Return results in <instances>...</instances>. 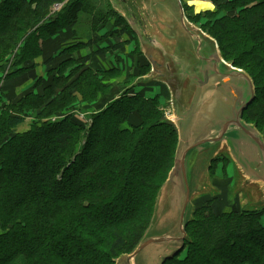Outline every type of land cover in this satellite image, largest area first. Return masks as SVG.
I'll return each mask as SVG.
<instances>
[{"label": "trees", "instance_id": "obj_1", "mask_svg": "<svg viewBox=\"0 0 264 264\" xmlns=\"http://www.w3.org/2000/svg\"><path fill=\"white\" fill-rule=\"evenodd\" d=\"M65 1L0 4V84L5 82L0 99L9 100L3 96L8 81L33 73L43 56L42 43L87 18L93 32L101 31L111 16L85 0L83 8L81 0H68L70 5L53 13L54 5ZM227 1L224 9L231 16L201 29L217 41L226 62L253 80L256 98L243 119L264 135V0ZM127 27L110 35L136 34ZM91 58H71L50 70L52 81H36L33 91L6 106L0 100V264H117L135 252L154 222L161 190L175 166L177 128L157 112L160 94L146 92L125 94L87 123L66 113L75 93L87 101L97 94L98 74H122L118 68L95 74L86 66ZM10 59L13 64L5 71ZM30 113L38 122L17 132ZM154 167L168 168L155 187L141 176ZM213 203L207 200L198 208L192 201L183 251L164 264H264V209L217 215ZM140 218L143 224L131 235L118 229Z\"/></svg>", "mask_w": 264, "mask_h": 264}, {"label": "water", "instance_id": "obj_2", "mask_svg": "<svg viewBox=\"0 0 264 264\" xmlns=\"http://www.w3.org/2000/svg\"><path fill=\"white\" fill-rule=\"evenodd\" d=\"M175 2L185 31L196 42L191 56L196 54L199 65L194 72L183 69L161 71V65L155 62L152 55L146 54L153 67L154 79L166 84L172 94L179 142L175 166L158 200L154 233L149 234L134 253L121 256L117 264L120 260L127 264H164L183 251L186 223L193 211L192 198L204 188L211 163L224 143H227L232 160L243 173V189L255 183L264 185V135L255 125L243 119L244 112L256 98L253 80L243 70L227 63L217 41L186 19L181 0ZM134 15L129 14V25L140 42L150 44L152 37L147 35L144 23ZM141 17L147 25L146 13ZM177 78H185L184 81L190 78L197 87V97L189 111L183 114L180 95L184 81H177ZM242 81L249 87L247 96ZM203 153L204 160L200 161ZM198 172L201 174L198 175ZM195 175L198 176L196 179ZM167 209L171 211L169 219L164 218ZM166 227H175V232L162 233ZM155 253L156 258L150 262V255Z\"/></svg>", "mask_w": 264, "mask_h": 264}, {"label": "rangeland", "instance_id": "obj_3", "mask_svg": "<svg viewBox=\"0 0 264 264\" xmlns=\"http://www.w3.org/2000/svg\"><path fill=\"white\" fill-rule=\"evenodd\" d=\"M81 1H82V4L79 6V8L81 7L83 8L84 6L83 4L84 0H81ZM127 1L128 3H126V8L128 10L132 9L134 11L135 16L137 18H141V13L138 8L139 6L142 7L144 3H140L141 0H127ZM146 2L148 3L146 6L148 8V6L151 5V2L150 1H146ZM182 2H183V6L185 9V13H186L185 15L188 17L190 22L194 23L195 24L194 26L199 29H201V27H210V25H213L214 22L220 20L221 18H224L226 16H231L230 12L224 9V7L229 4V1L227 0H182ZM67 3H68V0L65 1L66 6H63L61 9H65L68 5H70V4L67 5ZM85 3L88 4L87 0H85ZM101 6L97 8L95 7V9L98 12L103 13V14L111 13L110 14L111 16H109L107 23L104 25H101V27H103V30H107V34L105 36L109 35L110 37H115V36H111L110 32H112V30L114 31V29L116 28L118 29L127 28L128 29L127 25L129 23L126 22V18H129L130 16H124L121 12L114 10L113 9L114 7L113 8L112 6L110 7V5H109V8L108 7L106 8L108 9V11L104 12L102 10L104 7H101ZM60 10L56 12H59ZM152 14L150 15L151 17H152ZM83 18H85V16ZM154 25L156 27L155 31H159V33H163V28L158 23H154ZM100 32L101 31L98 30L99 35H100ZM126 35H127L126 37L129 39V43L131 44L130 47L131 48L134 47L135 49V50L133 49L134 50L133 55L130 56L128 71H125L124 68L126 66H123L121 64V66H117V68L123 71L122 74H117V75L98 74L96 77L98 78L100 85H99L97 94L94 93V94L89 95L90 100L87 101L83 98L80 92H79L80 94L77 95V98H76V93H75V95L72 96L73 97L72 99L74 101L72 100L71 106H70V103H68L70 107L68 106L67 108L68 110L67 109L65 110L67 111L66 113L69 112L71 115H75V116L84 115L85 117L83 121L87 123V119L90 117V115L87 114L88 110L86 109H89L92 104H95L97 102V109L102 111L104 107H106L108 104L109 105L111 104L110 103L111 100L115 101L116 99H119L125 94L127 96H130L131 94L136 92V89L133 88L132 86L134 80L137 79L136 77L138 76H142L147 73L149 74L151 72L152 65L150 63H149L150 65L148 64L144 65L146 60L144 61V57L140 55L141 53H140V48H139L138 37L134 33H132L130 30L127 31ZM164 49H166V47H164ZM139 56H140V60H139ZM117 59L118 58L115 55L114 60L117 61ZM13 61L14 59L9 60L8 63L10 64L6 66L5 71L10 69L11 64H13ZM126 65L128 66L127 63ZM72 72L73 71H71L70 73ZM124 74L128 75V78ZM76 76H73L72 79H70L69 81H66L67 84H69V82H71L73 78H75ZM151 76H154V75L152 74L150 75V77ZM18 82L21 83V81H18ZM59 82L62 83V81H59ZM159 82L160 81L158 80L153 81L152 86L154 85L157 88L156 90H151L152 92L148 90L149 92H146V95L149 97H153L155 95H159L158 93H160V96H159L160 103H158L159 109L157 107V112L159 110L158 113L163 114L162 118L165 121L175 124L173 121L174 114H173V108L171 105V94L167 90L168 87L163 86ZM242 83H243L242 87L244 90V94L245 96H247L250 92L249 87L245 85L244 81H242ZM1 85H2V82H1ZM63 85H64V82H63ZM100 89L102 90L100 91ZM139 92L145 93L143 89H141ZM1 93L2 92L0 90V96H1ZM3 96H6V95L3 94ZM106 98L108 99L107 103L102 102L103 99L107 100ZM0 100L4 103L5 106L6 104H9L8 102H5V100L2 98ZM118 116L119 115L114 116L113 118L114 121L118 118ZM60 117H62V115L59 116L58 118ZM53 120H55V118ZM37 122H38V119L36 117V114L30 113V115L24 119L23 124H21L17 128L16 131L19 133H24L27 130H29L33 125H35ZM85 142L86 140H83L81 142V148L83 147V144ZM203 157H204V153L201 155L200 161L204 160ZM207 168L208 167L205 168V171H204L205 173L207 171L206 170ZM167 169L168 168H162V169L159 168L158 170H156V167L150 168L146 170L144 174L141 176L148 179L150 183L153 185V187H155V185L161 184V182L163 181L165 177ZM200 174L201 173L198 172V175ZM202 180L203 179H201L200 181ZM244 181H245V178L243 176V173L241 172L239 167L235 164V162L232 160L230 152L228 148L225 146V148L221 150L215 158L210 182H208V184L206 185L205 189H203V191L201 189L194 196V198H192L193 204H195L196 207L200 208L203 205L202 204L203 202L207 200L214 201V203L212 204V209H213V212H215L217 215L226 214L232 210H236L240 212L247 210V209L263 210L264 203L262 202V187L259 184H250L245 189H243ZM138 189H140L139 186H138ZM140 192L142 193V190ZM165 198L166 196L164 194L163 200H165ZM170 216H171V211L167 209L164 218L169 219ZM143 222H144L143 218H140L139 220L136 219L135 221L130 222L129 224L120 225L119 226L120 228L118 229H120L126 235H131L133 232H135V230H137V228H139V226H141V224H143ZM153 227H154V223L151 224L150 228L146 232L147 236L149 234L154 233ZM115 228L117 227H113L112 229H115ZM174 230H175V227H166L162 229V233L167 234V232H175ZM109 241H107V243H109ZM105 246L106 247H104V249L105 248L107 249L108 244ZM154 247H159V245L154 246ZM155 258H156V253L151 254L149 261L152 262ZM118 264H127V263H125L123 260H120Z\"/></svg>", "mask_w": 264, "mask_h": 264}, {"label": "crops", "instance_id": "obj_4", "mask_svg": "<svg viewBox=\"0 0 264 264\" xmlns=\"http://www.w3.org/2000/svg\"><path fill=\"white\" fill-rule=\"evenodd\" d=\"M4 1L5 0H0V4ZM87 1L90 3V5L96 8L102 5L101 7H104L102 9L104 12L108 11L106 8H109L110 5V7H114V10L121 12L124 16H129L131 13L134 15V11L132 9L128 10L126 8V3H128L127 0ZM146 1L151 2V5H149L148 8L146 7L148 4ZM146 1L141 0L140 3L144 4L142 7L139 6L138 9L141 14L144 15L146 13L147 25L146 22L142 20V17L138 18V21L140 19L144 23L146 33H148L147 35L152 37V39L150 44L142 43L140 42L139 36L135 34L138 37L139 48L142 52V57L146 58V54L152 55L155 62L161 65V71L168 70L177 72L178 70L182 71V69L188 72L196 71L199 65L195 59L197 56L196 54H194V57L191 56L194 52L196 42L194 41L193 37H191V35L185 31L182 24V17L178 12L175 0ZM55 12L56 11L53 13ZM151 14L152 17L150 16ZM186 19L190 22L187 16ZM87 20L88 21H83L81 24L74 23L68 29L63 30L52 39L42 43L43 56L36 60V68L33 73H28L25 75L22 74L23 76L20 75L15 77L6 83L5 87L7 90L5 91V95L9 100H6L5 102L9 103V101L11 102L12 100L17 101L27 92L33 91L36 81L41 79L45 81H52V78L49 77L50 70H58L63 62L71 58L73 60L79 61V59L82 57L91 55L92 58L89 62H87L86 66L87 68L92 69L95 74L111 71L117 68V66H121V64L126 66L124 69L125 71H128L130 56L133 55L135 49L134 47H130L131 44L129 43V39L126 37L127 35L124 34V36L121 37H109L108 39L103 40V37L107 34V30L102 29L100 35L98 32H92L89 19L87 18ZM126 22H128L127 18ZM154 23H158L163 28V33L155 31L156 27ZM192 24L195 25L194 23ZM122 42H124L125 45L122 48H118V44ZM164 47H166V49H164ZM102 50H106V53L98 54V52ZM64 52H67V54H64ZM115 55L118 58L117 61L114 60ZM47 58L52 59L51 62L47 63ZM125 62L128 64V66ZM152 74L153 67L151 68V72L149 74L147 73L136 77L137 79L134 80L132 85L133 88L136 89V92H139L141 89H143L145 92H149L148 90H150V92H152L151 90H156L157 87L154 85L152 86L153 81H155L154 76L150 77ZM126 76L128 78V75ZM184 79L185 78H183V80L182 78H177V81H184ZM189 79H186L181 86L180 105L182 114L189 111L191 105L197 97V87L191 82V79ZM18 81H21V83ZM4 84L5 82L3 81L2 85L0 84V89L4 86ZM36 91L37 90H35V92ZM107 101L108 99H103L102 102L107 103ZM86 110H88L87 114L89 115L97 113L99 111L97 109V102L92 104L91 107ZM173 114V121H175L176 113L174 109ZM77 117L83 120L85 116L79 115ZM225 146L228 148L227 143H224L218 153L223 150ZM218 153H216V155ZM204 164L205 163L203 162L202 166ZM197 177L198 176L195 175V179ZM255 184H259L262 187L263 194L264 185L262 183Z\"/></svg>", "mask_w": 264, "mask_h": 264}, {"label": "built area", "instance_id": "obj_5", "mask_svg": "<svg viewBox=\"0 0 264 264\" xmlns=\"http://www.w3.org/2000/svg\"><path fill=\"white\" fill-rule=\"evenodd\" d=\"M63 6H64V4H55L54 7H53V10H54V11H58V10H60Z\"/></svg>", "mask_w": 264, "mask_h": 264}]
</instances>
